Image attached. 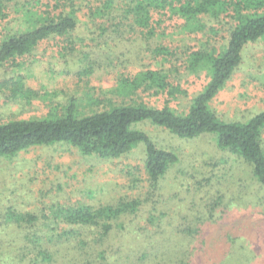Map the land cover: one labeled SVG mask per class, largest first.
Returning <instances> with one entry per match:
<instances>
[{
    "label": "trees",
    "instance_id": "trees-1",
    "mask_svg": "<svg viewBox=\"0 0 264 264\" xmlns=\"http://www.w3.org/2000/svg\"><path fill=\"white\" fill-rule=\"evenodd\" d=\"M179 33L193 37L194 48L169 44L171 36ZM85 35L90 38L82 43ZM51 39L64 54L77 51V76L100 67V54L104 53L106 65L119 61L113 57L120 58L123 52L116 49L137 40L150 43L149 58L138 71L120 73L116 85L105 93L109 96L96 98L98 107L88 114H79L76 100L71 99L61 115L0 123V156L65 143L82 154L117 157L143 142L148 196L120 197L94 207L58 205L42 222L33 214L11 210L17 224L29 223L23 256L32 255V264H60L71 251L64 243L73 241L70 248L75 253L71 251L62 264H197V259L187 258L182 244L175 248L186 255L176 258L177 251L172 254V247L156 240L167 227L177 237L187 239L194 233L189 212L193 206L175 210L158 206L160 180L177 160L176 154L158 148L131 125L148 119L181 137L214 132L219 146L250 163L254 178L264 185V111L238 123L221 120L207 107L240 63L243 49L264 41V0H0V68ZM198 73L204 74L206 83L187 112L171 110L167 103L187 95L184 85L190 77L200 78ZM23 78L4 81L12 96H31ZM143 94L167 98L162 107H155L143 101ZM170 211L178 216L175 225ZM196 229L201 232L199 225ZM203 248L204 237L196 252Z\"/></svg>",
    "mask_w": 264,
    "mask_h": 264
},
{
    "label": "rangeland",
    "instance_id": "rangeland-1",
    "mask_svg": "<svg viewBox=\"0 0 264 264\" xmlns=\"http://www.w3.org/2000/svg\"><path fill=\"white\" fill-rule=\"evenodd\" d=\"M171 37L172 46L194 48L195 40L188 34ZM89 38L82 36V43ZM149 46L150 43L138 40L126 43L116 49L123 52L120 58L113 57L119 61L106 65L104 53L100 54L101 68L87 76H77V51L70 54L66 50L64 54L57 41L41 42L31 54L17 57L0 68V123L61 115L71 99L76 100L79 114L90 113L98 107L95 99L108 95L105 93L116 85L120 73L126 70L134 73L145 65ZM19 75L24 77L25 88L31 91L28 98L14 97L6 88L8 84L4 81ZM200 75L190 77L184 85L187 95L172 97L167 103L171 110L178 114L187 112L192 98L206 83L204 74L197 76ZM166 98L161 94L142 95L145 103L155 107H162ZM207 107L221 120L238 123L264 111V41L243 49L240 63L208 100ZM131 128L145 132L158 148L176 154L177 160L160 180L156 192L158 206H166L168 210L193 206L189 211L193 216V234L187 239L177 237L167 227L156 240L172 247V254L177 251L176 258L186 255L175 248L182 244L187 247V258L197 259V264H264V185L254 178L250 163L229 148L219 146L214 132L181 137L148 119L134 122ZM261 142L264 150V128ZM145 150V144L137 142L120 156L100 157L82 154L65 143H55L32 146L11 156L1 155L0 264H32V255L23 256L29 223L17 224L11 210L33 214L42 222L58 205L94 207L120 197L148 196ZM170 216L175 225L178 216L171 211ZM198 225L201 232L196 229ZM202 236L204 248L198 254L197 243ZM73 244V241L69 245L64 243L72 255ZM70 252L60 259V264L71 257Z\"/></svg>",
    "mask_w": 264,
    "mask_h": 264
}]
</instances>
